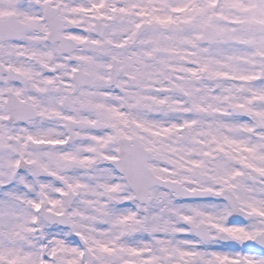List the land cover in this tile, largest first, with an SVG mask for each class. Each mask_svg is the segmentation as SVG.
<instances>
[{
    "label": "snow or ice",
    "instance_id": "6c2138e0",
    "mask_svg": "<svg viewBox=\"0 0 264 264\" xmlns=\"http://www.w3.org/2000/svg\"><path fill=\"white\" fill-rule=\"evenodd\" d=\"M0 264H264V0H0Z\"/></svg>",
    "mask_w": 264,
    "mask_h": 264
}]
</instances>
